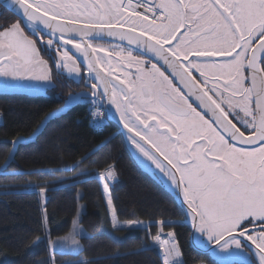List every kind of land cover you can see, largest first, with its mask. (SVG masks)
I'll use <instances>...</instances> for the list:
<instances>
[{
    "label": "snow or ice",
    "instance_id": "snow-or-ice-1",
    "mask_svg": "<svg viewBox=\"0 0 264 264\" xmlns=\"http://www.w3.org/2000/svg\"><path fill=\"white\" fill-rule=\"evenodd\" d=\"M3 3L18 22L0 26V90L52 88L53 69H67L89 88L90 116H117L182 197L197 244L219 264H264V0ZM95 179L118 227L114 169ZM165 227L153 237L162 264H184ZM48 235L54 251L81 250L75 227L60 241Z\"/></svg>",
    "mask_w": 264,
    "mask_h": 264
},
{
    "label": "trees",
    "instance_id": "trees-1",
    "mask_svg": "<svg viewBox=\"0 0 264 264\" xmlns=\"http://www.w3.org/2000/svg\"><path fill=\"white\" fill-rule=\"evenodd\" d=\"M63 103L52 95L0 96V168L11 154V143L32 137ZM77 163L81 167L76 171L64 170ZM110 165L118 177L110 190L116 219L132 226L127 229L111 227L102 187L92 178ZM81 205L79 224L87 233L80 238L82 251L53 252L48 234L50 240L68 236ZM160 221L173 225L162 234L175 233L184 264H218L191 247L184 210L139 168L119 129L113 124L101 133L91 129L87 105L51 121L34 143L20 145L14 162L0 175V264H162L151 243L160 234ZM146 224L153 226L146 230Z\"/></svg>",
    "mask_w": 264,
    "mask_h": 264
},
{
    "label": "water",
    "instance_id": "water-1",
    "mask_svg": "<svg viewBox=\"0 0 264 264\" xmlns=\"http://www.w3.org/2000/svg\"><path fill=\"white\" fill-rule=\"evenodd\" d=\"M0 3L4 6L3 0H0ZM109 39H112V38H109ZM116 42L119 43L118 40ZM39 83H48V82H39ZM51 84H53L52 80H51ZM53 88L54 87L47 88V89H41L39 91L33 92V91H30L27 89H17V88L9 87L7 89L0 90V96H22V97H29V98H33V99L44 98L47 95V92L49 90H52ZM80 103H81V101L78 100V98H75L74 102L71 105H69L67 108L65 107V105H66V103H65V105L61 109L52 112L51 114H49L45 118V120L42 122V124L39 126V128L35 131V133L32 135V137H30L29 139L20 138L16 142H12L11 145L13 146V144H16V147L12 149L11 154L9 155V158H8L7 162L5 163V165L2 168H0V175L7 170V168L11 165V163L14 162L16 154H17V150H18L20 145H27V144L34 143L36 141V139L44 132L45 128L47 127V125L51 121L65 116L71 110H73L78 105H80ZM53 114H56V115L53 116ZM108 121H109V123H113V124L117 125L119 127V129L121 130V134L123 135L126 147L129 151V153L131 154L133 160L135 161V163L139 166V168L145 174L150 176L154 181L158 182L159 185H162L166 189V191L168 193H170L176 199L177 203L182 207V209L184 210V212L186 214L187 225L191 228L190 218L188 216V213L190 212V210L187 208L186 203H182V197L180 195H178L176 191L173 190V187L170 185V182L167 180L165 175L163 173H161L159 171V169H156L155 165L152 164V162L149 161L146 157H144L141 153H139L138 150L135 149V146L132 145L131 142L126 139V137H125L126 130L123 129L122 123L118 121L117 116H109ZM246 147H252V146H246ZM191 231H192L191 239H190L191 247L196 252H198L202 255H209L216 262H218L217 259L215 258L214 254L210 253L204 246L199 245L194 241V229L191 228ZM218 264H219V262H218Z\"/></svg>",
    "mask_w": 264,
    "mask_h": 264
},
{
    "label": "flooded vegetation",
    "instance_id": "flooded-vegetation-1",
    "mask_svg": "<svg viewBox=\"0 0 264 264\" xmlns=\"http://www.w3.org/2000/svg\"><path fill=\"white\" fill-rule=\"evenodd\" d=\"M14 22H18L17 17L14 16L9 10H7L0 3V26H10ZM116 43H118V42H116ZM69 47H71V46H69ZM78 55L79 54L77 53V56ZM101 55H103V53H101ZM218 59H220V58H218ZM153 62H155V61H153ZM49 66L51 67V61H49ZM63 72L65 73V75H60V74H58L56 69H53V71H52V82H53L54 88L52 90H49L47 92V95L55 96L59 102L64 101L63 106L69 100L70 97H75L81 101L80 105H87L88 107H90V105L88 104L87 99L84 95V94L89 93V88L86 87L84 83H77V82H74L72 79H69L68 75H67V69H64ZM82 74L86 75V73H83V71H82ZM109 124H113V123H108V125ZM113 125H115V124H113ZM115 126L119 129V127L117 125H115ZM119 132L121 134L120 129H119ZM122 137H123V135H122Z\"/></svg>",
    "mask_w": 264,
    "mask_h": 264
},
{
    "label": "rangeland",
    "instance_id": "rangeland-1",
    "mask_svg": "<svg viewBox=\"0 0 264 264\" xmlns=\"http://www.w3.org/2000/svg\"><path fill=\"white\" fill-rule=\"evenodd\" d=\"M2 117L0 116V124L2 123ZM112 168L114 169V166H112ZM104 172V171H103ZM103 172H99V171H95L94 172V176L92 177L93 179L95 178V174L96 173H103ZM114 172H115V170H114ZM114 180L116 181L115 182V184L118 182V177H117V174L115 173V179H113V180H110L109 181V184L110 185H112V183L114 182ZM115 184L113 185V187L115 186ZM101 185V184H100ZM102 187V186H101ZM113 187H109V192H110V190L113 188ZM102 193H103V197H104V200H105V204H106V207H107V211H108V215H109V220H110V225H111V227L113 228V229H115V230H121V229H127V228H130V227H132V226H130V225H128V224H124V223H119L118 222V220H117V222H118V227H114L113 226V223H112V219H113V217H112V214H111V211H110V209H109V207H108V205H107V199H108V196L104 193V191H103V189H102ZM84 211V208H83V205H81L80 207H79V211H78V214H77V216H76V218L74 219V222H73V228H72V231H71V233L74 231V227H75V230H77V231H79L80 233H81V235H77V237H76V239L79 241V246H80V251L78 252V253H76V252H73L72 251V249L73 248H75L76 246H74V245H72V246H69V247H66L65 248V250H64V252H66V253H68V254H72V255H78V254H80V252L82 251V245H81V242H80V238L81 237H85V236H87V233H86V231L81 227V225L79 224V222H80V220H81V215H82V212ZM69 236V235H68ZM161 236H162V238L165 236V234H161ZM65 237H67V236H65ZM64 237H62V238H56V239H53V240H51V241H60V240H62ZM151 243H152V246H153V248H157L158 249V252L160 253V255H161V253H162V251L159 249V245L155 242V240L154 239H151ZM51 248H52V246H51ZM52 250V249H51ZM55 252V251H54ZM220 255H222V256H225V255H227L226 253H221ZM215 258L218 260V257L215 255ZM181 259H182V257H181ZM218 262H219V260H218Z\"/></svg>",
    "mask_w": 264,
    "mask_h": 264
},
{
    "label": "built area",
    "instance_id": "built-area-1",
    "mask_svg": "<svg viewBox=\"0 0 264 264\" xmlns=\"http://www.w3.org/2000/svg\"><path fill=\"white\" fill-rule=\"evenodd\" d=\"M89 113H90V108H89ZM89 118H90V127L93 131L98 133L106 131V128L108 126L107 120H103V118H101V120H97L95 116H90V114H89ZM116 181H114L110 186L113 187Z\"/></svg>",
    "mask_w": 264,
    "mask_h": 264
},
{
    "label": "crops",
    "instance_id": "crops-1",
    "mask_svg": "<svg viewBox=\"0 0 264 264\" xmlns=\"http://www.w3.org/2000/svg\"><path fill=\"white\" fill-rule=\"evenodd\" d=\"M52 249V248H51ZM52 251L54 252V250L52 249ZM55 252H60V251H55ZM60 253H66V252H60Z\"/></svg>",
    "mask_w": 264,
    "mask_h": 264
},
{
    "label": "bare ground",
    "instance_id": "bare-ground-1",
    "mask_svg": "<svg viewBox=\"0 0 264 264\" xmlns=\"http://www.w3.org/2000/svg\"><path fill=\"white\" fill-rule=\"evenodd\" d=\"M115 181V180H114ZM159 247V246H158ZM159 249L162 251V249L159 247Z\"/></svg>",
    "mask_w": 264,
    "mask_h": 264
}]
</instances>
